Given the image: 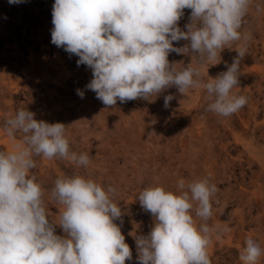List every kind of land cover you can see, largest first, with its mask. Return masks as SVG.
<instances>
[{
    "label": "rangeland",
    "instance_id": "374dc122",
    "mask_svg": "<svg viewBox=\"0 0 264 264\" xmlns=\"http://www.w3.org/2000/svg\"><path fill=\"white\" fill-rule=\"evenodd\" d=\"M53 4L0 0V150L11 151L22 143L23 134L8 136L4 122L23 108L38 121L65 124L72 151L88 153L87 167L59 157H33L36 167L30 174L44 189L56 234L65 235L58 226L63 206L52 196L57 178L83 175L105 189L111 185L114 202L122 209L115 223L132 250L125 264H139L136 236L147 235L155 221L141 207L138 194L152 186L175 192L181 178L186 184L208 179L217 189L207 221L215 229L208 245L211 264H242L239 254L248 238L264 249V0H252L239 29L241 39L226 45L221 58L218 54L215 61L202 62L191 50L169 53L176 71L189 64L199 69L198 83L187 92L172 86L112 106L86 87L92 70L77 65L78 56L51 42ZM190 13L184 9L178 21L183 31ZM173 44L184 47L188 41ZM242 48L246 52L240 59L239 83L232 91L247 103L221 116L208 110L212 101L203 85L226 71ZM168 95L173 98L165 106ZM193 216L199 225L202 221ZM258 264H264V255Z\"/></svg>",
    "mask_w": 264,
    "mask_h": 264
},
{
    "label": "clouds",
    "instance_id": "9594fccd",
    "mask_svg": "<svg viewBox=\"0 0 264 264\" xmlns=\"http://www.w3.org/2000/svg\"><path fill=\"white\" fill-rule=\"evenodd\" d=\"M23 0H8L18 4ZM252 0H54L51 42L78 56L77 65L92 70L86 87L104 105L112 106L175 86L187 92L198 81L199 69L190 64L176 71L170 52L191 50L202 62L215 61L226 45L241 39L239 29ZM190 9L187 31L178 21ZM184 39L188 44L175 47ZM238 55L227 70L203 87L208 110L221 116L234 114L247 103L233 93L238 86ZM78 95L84 96L82 90ZM173 97L165 96V106ZM8 136L23 134L14 150H0V264H125L132 250L115 221L122 216L114 202L116 189L83 175L59 177L52 196L63 206L58 235L44 204V189L30 170L34 156L59 157L87 167L88 153L70 148L62 122L36 120L34 113L18 109L4 122ZM215 184L208 179L177 182V191L162 186L138 194L141 207L154 217L147 235L136 236L139 264H211L208 245L215 231L212 216ZM200 218L199 225L194 219ZM226 233H217V237ZM264 255L258 241L248 238L239 254L242 264H258Z\"/></svg>",
    "mask_w": 264,
    "mask_h": 264
},
{
    "label": "bare ground",
    "instance_id": "6f19581e",
    "mask_svg": "<svg viewBox=\"0 0 264 264\" xmlns=\"http://www.w3.org/2000/svg\"><path fill=\"white\" fill-rule=\"evenodd\" d=\"M10 146V145H9Z\"/></svg>",
    "mask_w": 264,
    "mask_h": 264
}]
</instances>
